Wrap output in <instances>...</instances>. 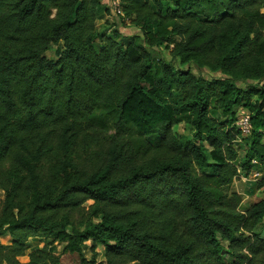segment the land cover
<instances>
[{"label": "trees", "instance_id": "trees-1", "mask_svg": "<svg viewBox=\"0 0 264 264\" xmlns=\"http://www.w3.org/2000/svg\"><path fill=\"white\" fill-rule=\"evenodd\" d=\"M101 5L0 0V264H264V177L230 191L264 164V0H122L126 40Z\"/></svg>", "mask_w": 264, "mask_h": 264}, {"label": "rangeland", "instance_id": "rangeland-1", "mask_svg": "<svg viewBox=\"0 0 264 264\" xmlns=\"http://www.w3.org/2000/svg\"><path fill=\"white\" fill-rule=\"evenodd\" d=\"M106 4V0L103 1ZM108 15V14H107ZM98 29H101V27L103 26H109V28H114L115 26H118L119 29H121L122 34H124V39L126 40L128 37V35L130 33H136L138 30L132 25L130 24V19L129 22H121V20H116L115 16L113 15H108V20H105L104 22L101 21V19L98 20ZM100 39H97L96 41V45L99 47V43H100ZM62 45V44H60ZM60 48L61 46H59L58 48H52L50 50V56L54 59H58L59 54H60ZM159 49H152L153 50V56L156 59H161V60H166V61H170L173 65L174 68L176 69H188L191 68V70L196 73L197 75H201L204 76L205 78H222V77H228V75L224 74L221 70H211L208 67H198L193 63H187V64H182L179 61L175 60L172 58L170 49L171 48H167L166 46H161L158 47ZM244 86H248V87H253L256 85H259V81L258 80H247L246 82L241 83ZM152 142L153 144L157 143V137L153 136L152 138ZM254 168L252 173L254 172H258L260 173V175L258 176H254V175H250L247 180L244 179H237L233 185L230 187V191H238L242 197V203L240 206V209H245L246 207H248L250 205V203L253 201L254 197H255V192L257 190L256 188V181L261 179L262 177H264V164H260V163H255L254 164ZM0 196L3 197V190L0 188ZM92 201H89V203H91ZM264 230V221L263 223L257 228V232H262ZM11 240L10 237H1L0 238V242L2 243H7ZM220 242H222V244L227 247L228 245V241L221 239V237L219 238ZM55 247V246H54ZM37 248H43V249H50L49 245L46 244V241L44 238H31L29 240V248H28V252L33 250V249H37ZM56 251L58 254H60L61 256V264H81L80 262V254L78 253H70L68 251H64V246L59 245L56 246ZM96 251H99V259H103V249L101 246H98ZM83 254H85L86 256H91L93 254L92 248H91V244L90 242H88L87 247L84 249ZM224 256L227 260H232V256L231 254L224 252ZM23 259L27 260V256L23 257Z\"/></svg>", "mask_w": 264, "mask_h": 264}, {"label": "built area", "instance_id": "built-area-1", "mask_svg": "<svg viewBox=\"0 0 264 264\" xmlns=\"http://www.w3.org/2000/svg\"><path fill=\"white\" fill-rule=\"evenodd\" d=\"M104 6L109 8L108 15L115 16L116 20H121V22H129V17L125 14L122 7V0H106V4ZM235 126L242 132L243 136H247L250 134L252 130L251 116L247 110H240L238 113V118L235 122ZM253 163H259L257 159L253 160ZM253 171V170H252ZM252 171L249 174L241 173L239 178L247 180L248 177L252 174L254 176H259L260 173ZM237 178V179H239ZM236 179V180H237ZM235 180V181H236Z\"/></svg>", "mask_w": 264, "mask_h": 264}, {"label": "crops", "instance_id": "crops-1", "mask_svg": "<svg viewBox=\"0 0 264 264\" xmlns=\"http://www.w3.org/2000/svg\"><path fill=\"white\" fill-rule=\"evenodd\" d=\"M104 0H102V2H103ZM104 3V2H103ZM99 19H101V21L102 22H104L105 20H108V15H107V12H106V9H105V7L103 6V5H101V7L99 8V11H98V19H97V27H98V20ZM99 30H101V31H103V30H105V32L106 33H109L110 32V30H111V28H109V26H103V27H101V29H99ZM133 34H135V32L133 33H130L129 35H128V37H130V36H132ZM1 237H10L11 238V236H10V234L9 233H7V234H5V235H3V236H0V238ZM10 242V241H9ZM8 243V242H7Z\"/></svg>", "mask_w": 264, "mask_h": 264}]
</instances>
